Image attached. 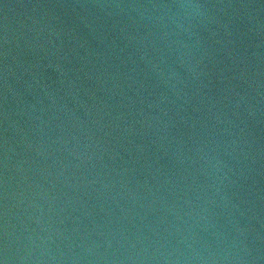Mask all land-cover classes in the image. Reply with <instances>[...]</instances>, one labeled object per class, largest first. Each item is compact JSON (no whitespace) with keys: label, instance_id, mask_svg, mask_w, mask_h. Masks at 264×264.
Returning <instances> with one entry per match:
<instances>
[{"label":"water","instance_id":"1","mask_svg":"<svg viewBox=\"0 0 264 264\" xmlns=\"http://www.w3.org/2000/svg\"><path fill=\"white\" fill-rule=\"evenodd\" d=\"M0 264H264V0H0Z\"/></svg>","mask_w":264,"mask_h":264}]
</instances>
